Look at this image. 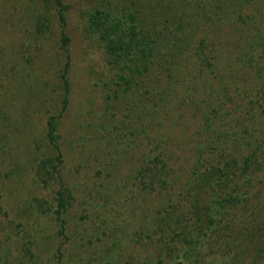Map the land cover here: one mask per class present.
I'll return each mask as SVG.
<instances>
[{"label":"rangeland","instance_id":"374dc122","mask_svg":"<svg viewBox=\"0 0 264 264\" xmlns=\"http://www.w3.org/2000/svg\"><path fill=\"white\" fill-rule=\"evenodd\" d=\"M238 2L247 0H0V264H264V210L250 205H264V196L229 207V224L223 229V219L213 234L225 233V254L210 253L211 237L201 245L184 243L188 237L173 240L179 251L165 253L150 226L167 204V193L153 191L150 179H135L155 154L162 159L160 179L179 175L177 169L167 171L169 164L189 174L193 134L202 143L211 138L185 118L179 125L189 123L190 133L179 125L162 133L163 123H152L154 117L182 114L176 102L164 103V84L176 87L191 78L198 100L212 92L222 97L219 84L241 62L237 50L252 33H264V0H251L246 9L256 10L252 23L259 27L233 38L230 23L244 16ZM97 10L124 21L135 14L139 30L154 41L152 66L129 87L110 68L104 42L92 32L90 15ZM202 25L215 30L211 44L205 42L206 51L214 49L223 63L213 67L215 75L199 71L204 66L194 45L204 37ZM177 28L181 39H174ZM178 41L188 48L181 58ZM260 49L252 51L256 61L264 54ZM66 54L67 92L61 78ZM51 117L57 118L58 151L47 138ZM187 171L176 190L190 185ZM63 187L70 197L61 234L55 208ZM184 231L190 236L191 226ZM244 231L248 236H237Z\"/></svg>","mask_w":264,"mask_h":264},{"label":"trees","instance_id":"16d2710c","mask_svg":"<svg viewBox=\"0 0 264 264\" xmlns=\"http://www.w3.org/2000/svg\"><path fill=\"white\" fill-rule=\"evenodd\" d=\"M249 1L251 0H247V2ZM245 4L238 2L239 10L244 12V16L237 14L240 17L233 20V26L230 23L229 27L233 38L242 36L244 33L247 36V31L248 33L256 32L255 30L259 27L252 23L257 21L256 10H247ZM59 16L64 25L63 14L60 11ZM136 19V15L133 13L127 14L124 21V18H118L100 10L90 15L92 32L97 33L99 39L104 42L105 51L110 58L108 65L111 69L121 72L118 76L119 81L126 87H129L136 78L149 70L153 64L151 58L155 54L154 41L151 42L149 35H144L139 30ZM241 23L244 27L242 30ZM178 28H181V25ZM178 28L179 33L175 31L174 39L176 37L181 39V32ZM200 30L204 37H201L200 42L194 45L199 65L204 66L199 71L208 70L207 75H213V69H217L219 65L223 67V63H219L218 59H215L217 55H215L214 49L206 51L207 44L210 45L213 39L211 33H215V30L207 28L206 25L200 26ZM61 40L62 49L66 52L68 38L63 31ZM181 42L184 43V41ZM174 45L181 49V52L178 51L180 58L184 51L188 50V48L182 47L180 41L175 42ZM241 47V52L237 50L240 53L238 58L241 61L240 65L234 66L233 70L228 69L225 79L227 81L219 84L221 98L212 92L207 98L198 100L196 98L197 83L191 78L187 80V83L183 80L179 81L180 85L176 87L164 84L159 92L163 96L165 95L164 103L171 105L176 102L179 108H182V114L177 115V118L154 117L152 125L155 126L157 122H162L161 132L166 133L165 130L174 127L176 129L181 120L185 118L195 129L208 131V136L211 137L207 138V142L204 139V144L196 139L199 130L198 134L193 132L194 139L191 149L194 151V158L190 163L193 168H190L189 174L181 165L171 166L169 164L167 171L177 169L179 175L170 178L169 181L165 178L160 179L162 176L160 172L163 171L162 159L155 154L149 160L148 165L142 167L141 172H145V174L141 177L135 176V179H139L140 182L142 179L144 182L150 179L149 183L153 185L150 186L153 191L162 190L167 193V204H164L165 207H162L159 212L157 211L155 218L158 217V214L160 216L150 226L151 235L155 241L162 240L165 253L172 249L179 251L174 248L176 246H174L173 240L177 239L179 242L178 239L184 241V238L188 237L184 243L188 245L200 243L201 245L203 240L208 241V238L211 237L213 239L212 246L208 248L210 253L225 254L228 252L226 247L222 246L228 241L225 233L218 236H213V234L223 219L226 221L222 225L223 229L229 224V219L226 216L229 213V207L239 204L243 207L244 203L251 201L253 196L257 198L264 196V54L258 61L254 60L252 55V51H255L256 48L260 51L262 48V52H264V33H252L251 39ZM212 52L213 54H211ZM210 58L215 62L210 61ZM68 68L69 55L66 54V62L61 72L65 92L68 91ZM179 70L181 71V69ZM179 70L176 69L177 73ZM218 73V76L221 77L223 68ZM150 87L152 88L151 84ZM179 87H181L182 93L180 95H178ZM189 91L190 96L188 95ZM63 101L62 110L65 109L66 99L64 98ZM189 123L179 126H183L184 132L190 133L193 129L190 128ZM56 130L57 118L51 117L47 123V138L58 151V146L55 143ZM186 171L188 178H191L190 185L187 188L184 187L185 190L184 188L181 191L176 190L179 188L178 181L181 180V175L184 176L183 173ZM149 183H147V187H149ZM69 197L70 192L67 188L63 187L57 193L55 213L61 234L64 232L65 224L63 208L68 204ZM184 200L187 202L185 210L183 209L185 204L182 203ZM262 202L264 204L263 200ZM250 205L253 206V209L259 205V208L264 210V205L260 206L258 202L250 203ZM251 214L253 211L252 213L249 211L248 217ZM189 226H191L193 235L187 236L188 231H184V229ZM239 234L248 236V231L238 232L237 236ZM261 242L260 251L264 250V240ZM215 244L218 245L217 248L214 247ZM186 253L182 252V254Z\"/></svg>","mask_w":264,"mask_h":264}]
</instances>
